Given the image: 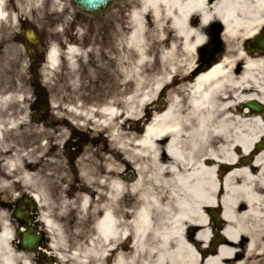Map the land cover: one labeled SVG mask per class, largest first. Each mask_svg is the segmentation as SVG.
I'll return each instance as SVG.
<instances>
[{"label":"bare ground","instance_id":"bare-ground-1","mask_svg":"<svg viewBox=\"0 0 264 264\" xmlns=\"http://www.w3.org/2000/svg\"><path fill=\"white\" fill-rule=\"evenodd\" d=\"M262 28L264 0L132 1L119 32L124 53L138 54L146 74L138 79L142 72L134 71L126 107L118 95L99 107L98 126L113 127L117 142L105 157L90 149L79 160L77 194L62 206L93 217L91 264H264V145L257 147L264 117L241 109L249 101L264 105V54L243 47ZM208 47L217 49L200 70L198 54ZM47 60L51 67L59 61L55 47ZM123 74L116 61L114 77ZM132 103L155 110L140 134L131 131L141 118ZM26 117L8 124L18 127ZM126 123L129 130L120 131ZM7 148L0 123L6 173L20 169L28 177L30 168L6 156ZM51 161L59 164L56 156ZM7 236L3 228L0 264H16Z\"/></svg>","mask_w":264,"mask_h":264},{"label":"rangeland","instance_id":"rangeland-1","mask_svg":"<svg viewBox=\"0 0 264 264\" xmlns=\"http://www.w3.org/2000/svg\"><path fill=\"white\" fill-rule=\"evenodd\" d=\"M132 1L121 0L105 13L83 17L78 10H74L70 0H28L22 9L23 14L31 17L29 24L34 25L38 32L43 30L50 48H57L60 42L62 47L57 48L59 61L53 67L46 61L45 65L36 69L26 68L28 56L18 43L23 42L24 36L33 37L31 26L17 44L8 47L7 56L0 60V123L8 146L6 156L16 157L21 164L30 168V178L17 181H34L38 186L42 185L45 192L60 191L53 194L54 199H43L52 201L49 206L62 207L64 200H74L77 194L75 187L80 183L76 167L81 158L89 156L90 149L98 150V154L105 157L109 154L110 142H117L112 137L113 127L98 126L103 119L98 110L112 102L117 95L126 107L136 91L133 73L138 69L139 55L126 56L119 32L123 15L127 18L130 15ZM72 27L75 32L70 34L68 41L64 34ZM17 29V25L12 26L13 34ZM69 46H74L77 53L68 54ZM207 49L210 51V47ZM204 57L198 54L200 70L211 64V56H208L210 62ZM147 58L150 59L151 55ZM116 61L125 71L119 79L114 77ZM145 74L142 72L137 78L141 79ZM123 82H130L125 91ZM163 97L160 95L157 98ZM139 98L132 100L137 102ZM37 104L42 109L44 106L49 113L45 114L41 123L30 121ZM134 104H130L131 109L140 112L141 118L136 119L138 126L131 131L140 134L151 121L155 110L149 105L147 114L144 108ZM166 104L164 100L162 109ZM69 105L76 117L67 107ZM25 113L28 118L20 120L18 127L8 124L10 119H17V114L21 117ZM117 121L121 123L122 118ZM125 126L126 129L120 131L129 130L128 123ZM54 156L59 164L51 161ZM12 175L23 176L20 169ZM74 212L77 220H80L78 215L82 214ZM219 223L221 227V220Z\"/></svg>","mask_w":264,"mask_h":264},{"label":"flooded vegetation","instance_id":"flooded-vegetation-1","mask_svg":"<svg viewBox=\"0 0 264 264\" xmlns=\"http://www.w3.org/2000/svg\"><path fill=\"white\" fill-rule=\"evenodd\" d=\"M26 1L28 0H3L4 18L0 19V60L7 56L8 47L17 44L21 35H24L28 26H31L29 24L31 17H26L22 11L26 7ZM70 2L72 3V0ZM79 13L83 17H88L82 12ZM14 25L18 26L16 34L11 30ZM31 27L33 37L24 36L25 39L18 43V46L28 56L26 68L36 69L45 65L50 45L48 39L44 38L43 30L38 32L34 25ZM261 30L264 31V28ZM74 32L73 27L69 28L64 38L70 41V34ZM56 47L61 49L60 42ZM243 47L244 50L258 53L248 42ZM38 104L32 112L31 122L41 123L46 117L45 114H49L44 106L43 110ZM39 112L42 113L40 117ZM261 115L264 117V105ZM27 118L28 116L26 120ZM4 162L3 152L0 150V233L3 228L7 229V245L10 249L16 250V264H91L90 242L93 237L91 215L85 217L82 215L81 219L77 220L73 208L49 206L52 201L46 202L43 199L45 197L54 199L53 194H59L60 191L45 192L42 185L38 186L34 181H17L30 177L7 174ZM44 215L51 221V227L44 221Z\"/></svg>","mask_w":264,"mask_h":264},{"label":"water","instance_id":"water-1","mask_svg":"<svg viewBox=\"0 0 264 264\" xmlns=\"http://www.w3.org/2000/svg\"><path fill=\"white\" fill-rule=\"evenodd\" d=\"M112 1L114 0H74V4L80 10L93 14L105 11ZM255 42L259 49H264V33ZM247 105L252 110H261V107L255 102H250Z\"/></svg>","mask_w":264,"mask_h":264}]
</instances>
